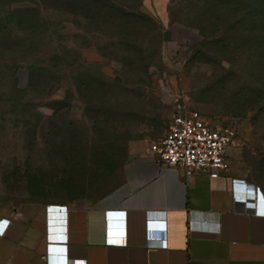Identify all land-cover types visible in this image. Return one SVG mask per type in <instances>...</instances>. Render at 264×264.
<instances>
[{
  "label": "rangeland",
  "instance_id": "374dc122",
  "mask_svg": "<svg viewBox=\"0 0 264 264\" xmlns=\"http://www.w3.org/2000/svg\"><path fill=\"white\" fill-rule=\"evenodd\" d=\"M75 2L0 0V207L91 205L180 107L234 127L229 172L264 197L262 17L242 2L234 20L228 0Z\"/></svg>",
  "mask_w": 264,
  "mask_h": 264
},
{
  "label": "crops",
  "instance_id": "0c3cea01",
  "mask_svg": "<svg viewBox=\"0 0 264 264\" xmlns=\"http://www.w3.org/2000/svg\"><path fill=\"white\" fill-rule=\"evenodd\" d=\"M149 145L91 205L1 206L0 264H264L262 194L229 170L186 177Z\"/></svg>",
  "mask_w": 264,
  "mask_h": 264
},
{
  "label": "built area",
  "instance_id": "2783aa9c",
  "mask_svg": "<svg viewBox=\"0 0 264 264\" xmlns=\"http://www.w3.org/2000/svg\"><path fill=\"white\" fill-rule=\"evenodd\" d=\"M234 132V127L230 124L207 121L196 108L180 107L172 114L164 133L150 143L149 149L156 153L159 161L176 167L186 177L196 171L217 176L230 168L228 147L232 143ZM252 194L254 201L257 192L253 188ZM253 210L255 211L254 207ZM107 215L118 216L115 212H108ZM109 224H113L112 219ZM108 233H111V228ZM108 240L122 241L113 236L108 237ZM68 264L74 262L70 261Z\"/></svg>",
  "mask_w": 264,
  "mask_h": 264
},
{
  "label": "trees",
  "instance_id": "16d2710c",
  "mask_svg": "<svg viewBox=\"0 0 264 264\" xmlns=\"http://www.w3.org/2000/svg\"><path fill=\"white\" fill-rule=\"evenodd\" d=\"M9 2H21V1H35V0H8ZM72 2H75V0H72ZM240 2V3H239ZM242 2H245L247 7L246 9L248 10L247 11V14L249 15V13L253 14L252 15V18L255 17V15H260V17H262L263 21H264V0H228V8L229 10L231 11V16H233L232 19L234 20H243V18L246 16V12L245 11H242V13L238 16L236 15H233L237 6H235V4H239L241 6H243L245 8V6L243 4H241ZM78 6H81L79 3L80 2H76ZM241 10H244L243 8H239ZM27 8H24L23 10H21L19 13V16H18V19L19 21H25L26 19V13H27ZM264 46V45H263Z\"/></svg>",
  "mask_w": 264,
  "mask_h": 264
},
{
  "label": "water",
  "instance_id": "95a60500",
  "mask_svg": "<svg viewBox=\"0 0 264 264\" xmlns=\"http://www.w3.org/2000/svg\"><path fill=\"white\" fill-rule=\"evenodd\" d=\"M172 97H173V95L171 94V95H168V94H163V98L166 100V101H170L171 99H172ZM116 213V215H118V216H122L121 214H123L122 213V211H117V212H115ZM118 226H121V224L120 223H118Z\"/></svg>",
  "mask_w": 264,
  "mask_h": 264
}]
</instances>
